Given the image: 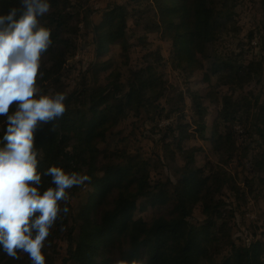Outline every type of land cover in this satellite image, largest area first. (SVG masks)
<instances>
[{
	"label": "trees",
	"instance_id": "16d2710c",
	"mask_svg": "<svg viewBox=\"0 0 264 264\" xmlns=\"http://www.w3.org/2000/svg\"><path fill=\"white\" fill-rule=\"evenodd\" d=\"M48 2L50 10L39 20L51 30L52 44L43 55L48 57L56 74L53 76L57 77L55 87L67 61L76 54L77 45L70 28L73 10L66 1ZM154 3L160 18L151 30L163 32L171 39L173 63H179L188 72H196L203 68L196 55L198 45H213L221 39L229 25V13L237 8L239 0H154ZM13 7L22 11L21 0H0V15H6ZM127 15L125 4L115 3L108 7L93 28L96 57H102L111 45H119L124 51L129 48ZM170 59L153 51L148 54L145 66L129 69L124 81L123 74L115 68L105 77L104 85L81 84L71 92L62 91L67 97V110L56 122L58 131H51V125H44L34 133L41 191L52 186L51 178L43 174L50 166L91 177V182L84 184L83 195L87 198L79 210V239L74 241L73 238L77 225L71 213V202H61V208L67 203L69 213L61 212L57 226L50 230L42 249L46 264H54V239L61 234L69 245L64 264H264L263 235H256L247 245L231 242L234 214L224 199L223 190L228 179L238 188L232 176L226 178L213 169L202 172L194 148L177 146L175 149L181 154L183 164L173 170L175 180L166 176L156 182L150 181L144 160L103 153L99 148L113 128L130 113L139 115L142 109L161 113L160 101L168 89L160 68ZM112 63L107 60L92 67H96V71L108 70L113 68ZM237 65V59H223L206 72L218 75L219 80L223 78L234 90L247 80L255 84L261 82L260 60L250 61L246 74ZM192 98L198 115L196 123L200 130H206L202 98L198 93H193ZM14 111L15 105L9 114ZM244 115L247 120L252 119L253 129L264 133V98H256L252 103L246 96L223 95L222 107L212 124L211 138L221 144L230 160L237 154L230 129L242 121ZM222 125L224 132L220 130ZM5 130L6 117L0 116V148L5 144ZM184 136H187L185 130H179L174 139ZM102 155L106 158L112 155V159L107 164L102 163ZM258 156V168L264 174V141L259 145ZM171 157H175L173 152ZM198 208L202 218L194 221ZM136 213H148L151 217L138 219ZM226 248H229L228 254L223 260H217V255ZM21 253H17L19 259H13L0 249V264H27V254L22 257Z\"/></svg>",
	"mask_w": 264,
	"mask_h": 264
},
{
	"label": "rangeland",
	"instance_id": "374dc122",
	"mask_svg": "<svg viewBox=\"0 0 264 264\" xmlns=\"http://www.w3.org/2000/svg\"><path fill=\"white\" fill-rule=\"evenodd\" d=\"M66 1L73 10L70 20L71 36L77 45V52L70 57L62 69L58 85L54 87V69L46 55H42L38 69L37 86L41 94H56L71 92L79 85L97 87L106 83L105 77L112 69H118L123 74V81L128 77L131 68L146 65L148 54L159 51L170 59L172 50L171 39L160 31H152L154 22L160 18L154 0H62ZM125 4L128 7L127 38L129 48L124 51L119 45H111L100 58L96 57L94 26L104 16V13L113 4ZM197 58L203 68L196 72H188L179 63L170 59L160 68L167 85L165 97L160 101V111L153 109L141 110L139 115L130 113L127 118L115 126L100 149L108 154L136 156L145 161L146 169L150 174V181L156 182L169 176L173 180V170L183 164V158L177 148H194L196 162L202 172L215 170L228 178L232 176L238 188L228 182L223 190V196L233 211L231 221V242L247 245L253 237L264 236V199L262 186L264 174L258 168V150L264 141V133L252 127V119L247 120L245 115L242 121L234 124L230 129L236 141L237 154L230 160L224 153L221 144L211 138L218 111L222 107V97L227 93H234V97H248L250 101L264 98V0H239L237 8L229 13V25L221 39L213 45L201 43L197 47ZM237 59V66L242 73H248V64L252 60L262 62L263 76L259 84L247 80L237 88L219 80L206 70L217 61L223 59ZM111 60L113 68L99 69V62ZM52 77L54 79H52ZM204 78H206L204 80ZM193 93L202 98L205 111L206 130H200L198 115L194 108ZM252 106V104H251ZM172 124V125H171ZM171 125V126H170ZM179 130H185L187 136L174 139ZM220 130L225 131L222 125ZM172 133L175 135L173 136ZM167 148H171L168 152ZM69 151V148H65ZM172 152L175 157L172 158ZM102 157V163L107 164L110 158ZM121 157V158H122ZM75 189V190H74ZM84 185L69 190L71 213L76 218L73 233L74 241L79 239V210L85 202ZM78 194V196H77ZM138 219H149L150 214H135ZM199 208L194 214V221L201 220ZM57 223V221H56ZM55 223V226L57 224ZM70 224L74 222L69 221ZM68 242L63 234L54 239V264H64L68 252ZM229 248L217 255L221 261L228 254ZM25 257V253H21ZM28 263L31 264L27 256Z\"/></svg>",
	"mask_w": 264,
	"mask_h": 264
},
{
	"label": "clouds",
	"instance_id": "9594fccd",
	"mask_svg": "<svg viewBox=\"0 0 264 264\" xmlns=\"http://www.w3.org/2000/svg\"><path fill=\"white\" fill-rule=\"evenodd\" d=\"M21 7L0 15V116L6 117L0 148V249L13 259L23 252L31 264H46L42 249L50 230L61 212L69 213L61 202L69 201V190L90 183L91 177L50 166L43 174L52 186L41 191L34 133L44 125L58 131L67 97L41 94L36 83L41 57L52 44L51 30L39 20L50 10L48 0H21Z\"/></svg>",
	"mask_w": 264,
	"mask_h": 264
}]
</instances>
